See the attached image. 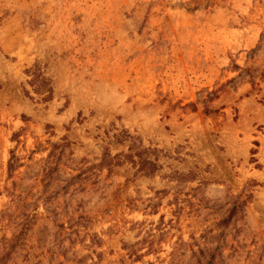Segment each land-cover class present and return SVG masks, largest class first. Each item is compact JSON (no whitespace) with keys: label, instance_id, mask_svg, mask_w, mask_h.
<instances>
[{"label":"rangeland","instance_id":"obj_1","mask_svg":"<svg viewBox=\"0 0 264 264\" xmlns=\"http://www.w3.org/2000/svg\"><path fill=\"white\" fill-rule=\"evenodd\" d=\"M261 72L264 0H0L7 264H264ZM123 127L163 149L154 174L99 165Z\"/></svg>","mask_w":264,"mask_h":264},{"label":"trees","instance_id":"obj_2","mask_svg":"<svg viewBox=\"0 0 264 264\" xmlns=\"http://www.w3.org/2000/svg\"><path fill=\"white\" fill-rule=\"evenodd\" d=\"M233 67L248 74L250 77L249 81L253 86L255 85V76L253 74V71L256 70V68L251 66L242 68L237 64H233ZM25 73L30 77L27 82L32 87L33 92L38 94L42 100H49L52 95V86L49 78H47L43 74L40 65L38 63H34L25 70ZM260 76L264 77V72H261ZM25 92L27 93V91ZM217 97L218 94L215 90L206 92L205 97L201 99V103H203L204 106V113L208 114L217 111V109L208 106V103L213 101ZM192 109H195V106H192ZM114 136V142L119 144H126L127 151H119L115 154H111L108 147H104L99 162V165L103 168H107L110 171L112 167L130 164L133 168H135L136 173L149 176L154 174L161 167L158 163V158L161 153H164L162 148H158L152 145L145 146L139 135L131 133L127 128L124 127L117 134H114ZM61 139V143L49 142L51 148L47 157L54 156L55 147H68L70 145V141H68L66 137H62ZM251 153H254V151L251 150ZM7 167L9 172L13 169L14 159L12 160V157L11 159H9ZM49 169L50 168L48 165L44 166V170L47 173L46 175L49 174ZM46 175H44L43 177H45ZM237 206H239V204H233V206L228 210L229 212L227 217L221 218L218 221V224H225L226 220L234 215ZM21 234L22 232H19L17 234H14L11 238L4 237L0 241V264H7L8 261L11 260L13 254L20 246L22 240Z\"/></svg>","mask_w":264,"mask_h":264}]
</instances>
